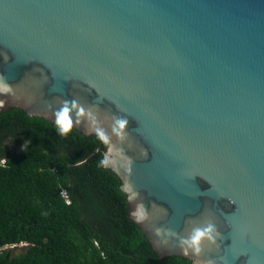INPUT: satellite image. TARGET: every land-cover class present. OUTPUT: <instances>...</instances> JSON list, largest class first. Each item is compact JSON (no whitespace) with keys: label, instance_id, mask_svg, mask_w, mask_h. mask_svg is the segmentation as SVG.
I'll return each instance as SVG.
<instances>
[{"label":"water","instance_id":"95a60500","mask_svg":"<svg viewBox=\"0 0 264 264\" xmlns=\"http://www.w3.org/2000/svg\"><path fill=\"white\" fill-rule=\"evenodd\" d=\"M0 78V114L55 124L75 101L72 128L103 129L161 259L264 264V0H0ZM208 224L216 243L185 254Z\"/></svg>","mask_w":264,"mask_h":264},{"label":"trees","instance_id":"16d2710c","mask_svg":"<svg viewBox=\"0 0 264 264\" xmlns=\"http://www.w3.org/2000/svg\"><path fill=\"white\" fill-rule=\"evenodd\" d=\"M109 146L23 109L0 114V264H194L161 259L130 219L123 180L100 163Z\"/></svg>","mask_w":264,"mask_h":264},{"label":"clouds","instance_id":"9594fccd","mask_svg":"<svg viewBox=\"0 0 264 264\" xmlns=\"http://www.w3.org/2000/svg\"><path fill=\"white\" fill-rule=\"evenodd\" d=\"M12 91L10 85L5 83L2 78H0V93H9ZM3 106V102L0 101V107ZM72 109H77L76 102L73 101L71 107L69 106L68 102H65L64 106L55 113V128L56 131L61 135H66L72 128V119H71V111ZM85 110L81 107L77 109V117L79 122V117H83L85 115ZM90 120H93L95 123L94 117L91 112L87 113ZM128 121L126 119H117L113 126V132L123 139L125 130L127 128ZM97 137L103 141L105 144L109 143V137L103 131V129L97 127L95 129ZM120 152L116 151L113 152L111 146H109L108 153L105 154L104 158L101 160V164L108 166V165H115L117 163L116 157H120ZM123 165L130 166L131 161L130 159H123ZM129 199L134 198V194L129 195ZM135 215L139 220H143L146 217L145 210L142 205H138L137 211ZM220 233L216 230L215 225L208 224L202 228H196L193 230L191 236L184 240L182 243L187 247L184 249L185 254H187L188 250L191 249L193 253L199 256L202 252V246H207V244H215L216 237L219 236ZM199 264V262H197ZM210 264V262H209Z\"/></svg>","mask_w":264,"mask_h":264},{"label":"built area","instance_id":"2783aa9c","mask_svg":"<svg viewBox=\"0 0 264 264\" xmlns=\"http://www.w3.org/2000/svg\"><path fill=\"white\" fill-rule=\"evenodd\" d=\"M66 199H68L66 196H65ZM69 204V203H68ZM21 246H25L24 244H21ZM15 246H12L11 248H14Z\"/></svg>","mask_w":264,"mask_h":264}]
</instances>
